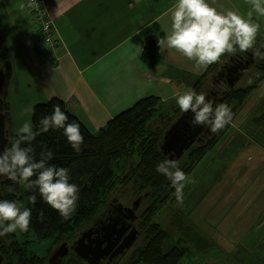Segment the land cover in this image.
<instances>
[{
	"label": "crops",
	"instance_id": "obj_1",
	"mask_svg": "<svg viewBox=\"0 0 264 264\" xmlns=\"http://www.w3.org/2000/svg\"><path fill=\"white\" fill-rule=\"evenodd\" d=\"M43 1L55 26L54 49L44 45L26 0H0V33L14 67L10 92L15 86L32 90L31 108L60 98L97 132L142 98L157 96L167 102L182 94L186 83L179 72L197 75L206 69H195L193 61L169 49L160 52L162 62L157 65L142 59L153 31L151 24L144 27L141 22L152 15L166 35L167 13L176 0ZM208 2L219 11L235 10L245 17L250 10L246 0ZM253 20L264 28V17L254 13Z\"/></svg>",
	"mask_w": 264,
	"mask_h": 264
},
{
	"label": "trees",
	"instance_id": "obj_2",
	"mask_svg": "<svg viewBox=\"0 0 264 264\" xmlns=\"http://www.w3.org/2000/svg\"><path fill=\"white\" fill-rule=\"evenodd\" d=\"M33 21L36 24L34 19ZM151 25L153 34L146 38L142 59L153 66L162 62L158 41L163 39L165 34L158 22H152ZM256 42L254 49L249 50L252 52V56H249L250 59L255 60V73L252 83L243 87L236 85L231 88L225 81L220 83L218 81V74L224 65L222 64L223 61L228 60L229 62L232 56L241 53L246 54V52L237 50L235 54H225L217 63L209 65L200 73V78L192 88L197 94L207 92L206 98L211 93H218V101L213 106L215 107V104L218 103L227 104L232 110L233 120L248 96L264 82V59L253 57V51L256 48L264 53V47H261V45H264V32L260 35L257 33ZM257 73H260L259 77H257ZM13 76L14 67L9 47L0 33V95L5 101V114L8 124L11 121L10 89ZM209 76H211L209 78L211 82H207ZM214 78L215 81L213 82ZM208 83H210L209 88ZM56 104H59L61 110L66 113L68 122L76 121L80 124V131L84 137L81 151L79 153L74 151L63 135V129H51L47 133L38 135L34 141L22 143L21 147L31 148L32 151L29 155L35 161L40 160V153L45 148L52 151L53 158L49 161V164L69 169V182L78 186L79 199L71 218L63 220L57 211L43 202L38 191L28 190L18 183L15 185L16 182L14 181L13 183L10 182L9 188L14 189V191L10 192L9 189H6L4 200H10L8 198L9 193L14 199L17 191H21V197L26 199L27 208H30L32 212L28 231H32L40 238H53L54 243L65 241V237L74 234L84 224H90L92 220L97 218L102 209L108 206L112 197H118V199L120 197L125 203L130 198L139 197L143 193H148V197L152 194L159 195V199L165 196L164 193L171 182L156 171V165L167 159L161 151L160 145L167 130L183 113L180 111L176 99L164 102L157 96L142 98L133 107L121 111L105 127L94 133L68 108L62 99L53 97L33 107L32 125L34 131L39 120L43 116L51 114L53 105ZM167 108L170 111H166ZM152 120H156L155 127L149 125ZM254 120L259 119L255 118ZM230 124L218 133L203 135L200 142L195 143L185 152V155L178 161V166L186 176L220 140ZM16 136L17 134L11 133L8 148L11 147V143ZM137 157L139 160L135 163ZM31 179H36V176ZM144 194L142 195L143 200L145 198ZM32 195L37 197L35 204L30 201ZM145 208H147L146 211L149 209L148 206ZM41 212H43V222L38 219ZM154 213L151 210L147 212V217L143 221L150 219ZM171 220L172 222L169 223H172L178 229V218L173 215ZM155 225L159 224L153 223L148 227V229L152 227L149 230L150 233L155 229L159 231L156 233V238L158 234L159 236L166 235L167 240L169 237L166 242H171L173 233L170 235V229L162 226H156L155 228ZM164 245L165 243L161 244V247H164ZM179 250L181 256L186 254L184 247H179ZM160 251L162 252V254L159 252L162 262L159 264H174V262H177V260H173L176 251L168 253L169 256L167 257L164 256L165 250L160 248ZM13 255L19 264L24 260L23 254L18 248L17 251L13 252Z\"/></svg>",
	"mask_w": 264,
	"mask_h": 264
},
{
	"label": "rangeland",
	"instance_id": "obj_3",
	"mask_svg": "<svg viewBox=\"0 0 264 264\" xmlns=\"http://www.w3.org/2000/svg\"><path fill=\"white\" fill-rule=\"evenodd\" d=\"M263 32L264 28L260 27L258 34ZM227 62L223 61L222 64ZM173 71L175 69L170 70V74L173 75ZM179 73L186 83L183 92L192 89L200 78V74ZM254 73L255 65L247 70L236 85L246 86L249 80H254ZM209 78L211 76L207 82H211ZM207 85L209 88L210 83ZM130 90H134V85L130 86ZM203 94L207 96V92ZM10 95L11 121L7 128L17 134L25 122L32 124V111L27 109L31 108L29 102L34 94L27 87L15 86ZM261 115L262 120H254ZM149 125L155 127L156 120H152ZM230 125L216 146L205 154L187 176L182 204L177 202L173 195L175 189L169 185L165 196L160 199L159 195L153 194L145 197L138 210L137 214H141L142 219L147 217L150 210L155 212L140 226L145 233L151 230L152 227L146 231L153 223L159 224L155 228L162 226L170 229V235L173 233L169 243H166L169 237L167 240L166 235L158 234L151 244L152 250L157 249L162 254L159 244L164 243V246L178 244L185 248L186 254H180V259L176 257L177 262L174 264H264V82L248 96ZM138 160L137 157L135 163ZM8 198L22 209L27 208L26 199L21 197L20 190L14 199L10 193ZM147 206L149 209L146 211ZM173 215L178 218V229L169 223ZM136 231L139 230L136 228ZM157 232L154 229L151 236ZM73 235L65 237V240L71 239ZM7 237L13 240V244L17 242L15 247L21 250L25 258L21 264H47L53 250L62 242L54 243L53 238L36 237L32 231L17 230ZM121 260L117 264H122Z\"/></svg>",
	"mask_w": 264,
	"mask_h": 264
},
{
	"label": "clouds",
	"instance_id": "obj_4",
	"mask_svg": "<svg viewBox=\"0 0 264 264\" xmlns=\"http://www.w3.org/2000/svg\"><path fill=\"white\" fill-rule=\"evenodd\" d=\"M246 3L250 5L247 17L235 10L219 11L208 0H176L167 13L170 27L165 37L158 41L160 52L165 49L175 50L193 61L194 68L200 70L217 63L225 54L254 49L260 25L254 22L253 14L264 17V0H246ZM29 6L35 7V0H30ZM253 57L264 59V53L256 48ZM256 75L259 77L260 73ZM249 83L252 81L249 80ZM175 99L181 112L193 113L192 125L207 127L211 133H218L233 120L232 110L227 104L218 103L214 107L213 100H206L204 94H197L194 89L184 91ZM27 111L34 109L29 108ZM51 129H63V135L74 151H81L84 137L80 124L76 121L68 122V116L56 104L51 114L39 120L35 131L28 122L18 129L11 147L0 153V175L28 190L38 191L44 203L57 211L63 220H68L75 212L79 199L78 186L69 182V169L49 164L53 153L46 148L40 153V160L35 161L29 155L32 149L21 147L22 143L34 141L38 135ZM156 171L171 182L175 189L173 195L182 204L184 182L188 177L179 168L178 162L165 159L156 165ZM33 176L36 179H31ZM9 191L14 189L9 188ZM36 199V195L30 196L31 203L35 204ZM31 216L30 208L22 209L14 201L0 200V237L17 230L28 231ZM38 219L43 222V212Z\"/></svg>",
	"mask_w": 264,
	"mask_h": 264
},
{
	"label": "water",
	"instance_id": "obj_5",
	"mask_svg": "<svg viewBox=\"0 0 264 264\" xmlns=\"http://www.w3.org/2000/svg\"><path fill=\"white\" fill-rule=\"evenodd\" d=\"M153 22V16L149 15L142 22V26H148ZM237 66H231L228 69L227 83L231 88H234L236 83L239 82L244 72L248 69L250 62L245 61ZM235 75L230 77L231 73ZM4 99L0 95V153L9 146V140L6 131V116L4 113ZM193 113L187 112L182 115L170 126L163 137V141L160 145V149L167 159L179 161L185 152H187L195 142L198 141V137L207 127L192 125ZM140 205L139 200L134 203L132 208H124L123 205H119L118 209H123L130 214V222L135 219V210ZM126 225L121 222L120 218H107L104 221H100V217L95 220L91 228L85 231L79 239L76 241V247L74 251L89 264H99L100 260L104 256L111 255L117 244L122 240V233L130 229V234L127 236L117 251H122L125 247H130L136 239V228L131 229V224ZM132 230V231H131ZM67 254L65 247H62L50 259V264H55L57 260L62 259ZM117 254L113 255L116 256ZM116 259V258H115ZM114 258L111 261L115 260ZM112 263V262H111Z\"/></svg>",
	"mask_w": 264,
	"mask_h": 264
},
{
	"label": "flooded vegetation",
	"instance_id": "obj_6",
	"mask_svg": "<svg viewBox=\"0 0 264 264\" xmlns=\"http://www.w3.org/2000/svg\"><path fill=\"white\" fill-rule=\"evenodd\" d=\"M250 55L252 56V54H250L249 52H246L245 55H244V53H241V54H237L235 56H232L230 58L229 62L226 63L225 65H223V68L221 69V71L218 74L219 83L221 81L227 82L228 69H230L231 66H237L239 63L240 64L242 63V65H243V63L245 61L250 62L248 69L250 67H252L253 65H255V60L250 59V57H249ZM242 65H241V67H242ZM247 70L245 72H247ZM231 76H232V78L235 76L233 74V72L231 73L230 77ZM213 80L215 81V78ZM228 86H230V85L228 84ZM4 106H5V103H4ZM4 113H6L5 109H4ZM5 116H6V114H5ZM7 126H8V122L6 119V131H7V137L9 140V144H10L11 132L8 130ZM10 182L13 183V181L8 179L6 176L0 175V200L5 199V190L9 189ZM144 196H145V194H144ZM142 197L143 196H141V198ZM117 200H118V197H112L108 206L106 208H104V210L102 212H100V215L97 218L92 220V222H90V224L89 223L84 224L78 231H76L74 233V235L72 236L71 239H68V240H65V241H62L61 243H59V245L55 248V250H53L52 254L48 258L47 264H50V259L53 256V254L56 253L58 250H60L62 247H65V249L67 250V254L62 259L57 260L55 264H89L84 259H82L80 256H78L77 253L74 251V247H76V241L79 239V237L85 231H87L91 228V226L93 225L95 220H97L99 217H100V221H104L109 217H111V218H117L118 217L121 219V222L125 223L126 225H129L130 214L128 212H126L124 210V208L125 207L126 208L132 207L134 205V203L139 200V197H135L133 199L130 198L129 200H127V204H123L124 208L120 209V210L118 209V206H113V205H119V204H114V202H116ZM140 203H142L141 204V206H142L143 200ZM110 207H112V208H110ZM142 218L143 217H141V214H139L137 217L135 216V219L133 220V223H132L133 226L135 228H137L139 231L136 233V239H135L134 243L132 244V246L125 247L122 251H117V249L120 247V244L123 242V240L127 236H129L130 229H128L127 231L125 230L122 233V235H121L122 240L119 244H117V246L113 250L112 254L108 255V256H104L100 260L99 264H117L119 259H122L120 261L122 264H159L160 262H162L161 261V254L159 252H157V249L152 250L153 246L151 244L153 242V239L156 238V234H155V236H151L150 231H148L149 229H147L146 231H148V232L145 233V231L140 227L141 224H144ZM7 235L0 237V264H19L17 259H14V255H13V251H17V247H15V242L13 244V240L10 239L9 237H7ZM26 243H27V241H26ZM159 245L161 246V244H159ZM171 246L172 247H169L168 249H167V246H164L165 248L161 247L162 250H165L164 256L167 257V256H169L168 253H172V252L176 251L175 257L173 258V260H175L176 257H179V259L182 258V257H180V254H181V252L179 250L180 246L178 244H173ZM175 247H177V248L174 249ZM154 248H157V247H154ZM18 250H19V248H18ZM170 250H172V251L168 252ZM33 252H35L38 255V253L36 251L33 250ZM25 253L27 254L26 250H25ZM115 254H117V255L113 257V255H115ZM5 255H7V256H5ZM113 258L114 259L116 258V259L114 261H111Z\"/></svg>",
	"mask_w": 264,
	"mask_h": 264
},
{
	"label": "built area",
	"instance_id": "obj_7",
	"mask_svg": "<svg viewBox=\"0 0 264 264\" xmlns=\"http://www.w3.org/2000/svg\"><path fill=\"white\" fill-rule=\"evenodd\" d=\"M30 0H26L27 10L31 17L35 20L38 32L42 37L45 46L49 48H56L55 41V26L48 13L47 7L43 0H35V7L29 6Z\"/></svg>",
	"mask_w": 264,
	"mask_h": 264
},
{
	"label": "bare ground",
	"instance_id": "obj_8",
	"mask_svg": "<svg viewBox=\"0 0 264 264\" xmlns=\"http://www.w3.org/2000/svg\"><path fill=\"white\" fill-rule=\"evenodd\" d=\"M245 73H246V72H244V74H245ZM244 74H243V76H244ZM243 76H242V77H243ZM242 77L240 78V80L242 79ZM240 80H239V81H240ZM213 82H214V80H213ZM218 96H219L218 93H211V94L207 97L206 100H213L214 102H217V101H218ZM261 116H262V115H261ZM261 116H258V117H255V118H256V119L258 118L259 120H262V119H261ZM255 118H254V119H255ZM230 127H231V125H230ZM230 127H229V128H230ZM229 128H228V129H229ZM207 133H210V134H211V132L209 131L208 128H206V129L204 130V132L201 133V134L199 135V137H198V141H197V142H200V141L202 140L203 135L205 136V134H207ZM222 136H223V135H222ZM222 136H221V137H222ZM220 139H221V138H220ZM197 142H195V143H197ZM195 143H194V144H195ZM194 144H193V145H194ZM216 144H217V143H216ZM216 144L214 145V147L216 146ZM191 147H192V146H191ZM191 147H190V148H191ZM184 155H185V154H184ZM184 155H183V156H184ZM192 170H193V169H192ZM187 176H188V175H187ZM147 196H148V193H145V197H147ZM142 200H143V197H142V198H139V202H141ZM114 204H119V205L121 204V205H123V204H127V201H125V203H124L123 199H121V198L119 197V199H118L116 202H114ZM119 205H113V206H119ZM113 206H112V207H113ZM123 206H124V205H123ZM112 207H110V208H112ZM130 208H132V207H130ZM140 208H141V203H140L138 209L135 210V216H136V217L138 216L137 213H138V210H139ZM103 210H104V209H102V211H103ZM106 210H107V209H106ZM106 210H105V211H106ZM102 211H101V212H102ZM105 211H104V212H105ZM132 223H133V222H130V224H131V229H132V228H135V227L133 226Z\"/></svg>",
	"mask_w": 264,
	"mask_h": 264
}]
</instances>
